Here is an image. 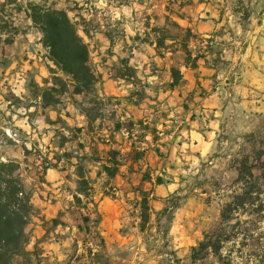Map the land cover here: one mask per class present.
<instances>
[{"label": "rangeland", "instance_id": "1", "mask_svg": "<svg viewBox=\"0 0 264 264\" xmlns=\"http://www.w3.org/2000/svg\"><path fill=\"white\" fill-rule=\"evenodd\" d=\"M31 5L76 24L97 79L89 92L75 94L49 60ZM185 28L203 56L196 70L180 47L156 53L157 35ZM263 54L264 0H0V163L15 160L32 192L29 240L73 237L61 260L26 253L14 264H264V83L250 74L264 76ZM18 120L41 125V146L14 147L32 143ZM110 153L120 163L113 179ZM47 163L58 165L57 186ZM78 174L88 189L80 203ZM215 233L220 252L193 263L192 248L211 247Z\"/></svg>", "mask_w": 264, "mask_h": 264}, {"label": "trees", "instance_id": "2", "mask_svg": "<svg viewBox=\"0 0 264 264\" xmlns=\"http://www.w3.org/2000/svg\"><path fill=\"white\" fill-rule=\"evenodd\" d=\"M31 20L42 35V43L44 48L48 50L49 60L53 62L60 71L68 74L75 83L74 93L79 95L87 93L97 82L95 73L88 64V46L84 43L80 36L76 24L73 23L67 14L61 10H51L38 5L29 7ZM167 20V18H166ZM183 32L182 35L172 36L168 32L156 36V53L160 57H164L160 48L167 47L169 49L180 47L186 57L185 68L196 70L199 61L203 58L199 51L193 56L189 49V43L197 37L190 28L179 29ZM84 34L88 35V31L84 30ZM108 39L109 35H106ZM150 40V36H147ZM111 41V40H110ZM170 41V45L166 42ZM206 42V41H204ZM207 43H212L208 40ZM153 45V43H151ZM174 54V51H170ZM171 79L174 81V86L182 82L180 71L171 68ZM121 78V77H120ZM91 121V120H90ZM118 126V125H117ZM119 128V126H118ZM152 136L153 133H150ZM155 138V136H154ZM115 153L108 155L105 167L106 175L109 179H113L119 172L120 163L116 161ZM54 169L59 171L58 165L47 163L44 170ZM20 167L16 161H8L0 163V264H14V259L19 256H24L27 252L25 247L28 243V225L32 217V192L25 184L21 174ZM264 172V163L261 167ZM238 181L241 182L242 171H238ZM252 177V173H248ZM86 179L82 174H78L76 181L77 190L74 192V199L80 203L77 195L88 197ZM156 184H162L161 179H157ZM234 210V209H233ZM230 207L222 210V219L229 220ZM79 230L81 228L79 227ZM211 247L200 244L198 248H192L191 261L194 263L203 259L200 257L203 251L219 253L221 250L220 237L215 233Z\"/></svg>", "mask_w": 264, "mask_h": 264}, {"label": "crops", "instance_id": "3", "mask_svg": "<svg viewBox=\"0 0 264 264\" xmlns=\"http://www.w3.org/2000/svg\"><path fill=\"white\" fill-rule=\"evenodd\" d=\"M31 56L32 55H30V57ZM32 58H33V56H32ZM34 59H35V61H31L29 68H30L31 72L33 73L32 77L34 78V80L40 81V79H41L40 74L42 73L43 65H41L37 62L36 55L34 56ZM26 62H29V60H27ZM250 74L254 79H256L255 80L256 82L264 83V76H261L258 79L255 78V77H259L258 72H256L255 70L250 72ZM37 122L39 123V120ZM14 126L16 127V130H17L19 135L30 134L29 135L30 137H28V139L31 138L30 140H32L31 141L32 143L27 142V141H17L16 145H14V147L22 148V146H25V148H28V147L32 146L33 148L34 147L36 148L35 142H40V146H41L40 137L42 136L41 130H43V129H41V125H40V127L37 128V127H33V123H32V125L31 124L28 125L25 120H18V122ZM44 128H47V127H44ZM48 128H51V126ZM46 130L44 131L43 135H45L46 133L51 134V132H52L51 129H48L47 132H46ZM47 134L45 136H47ZM42 141L44 142L46 140H42ZM21 154H22V156H24L22 151H21ZM11 160H13V159H11ZM46 174H49V176H50V177H48V179L46 176V180H50L49 178H51V180L49 181V182H51L50 184H53L52 186H55V185L57 186L58 183H56V182L59 180L58 175H57L58 173L57 172L53 173V171L51 169H48V170H46ZM51 198H54L57 200V202H55L54 206H49V208H52V210H53L59 205V202H58L57 196H54ZM47 215H49V214H47ZM38 221H39V219H38ZM38 227L39 226H36L37 229H38ZM67 229L69 232L70 228H67ZM70 232H71V230H70ZM63 233L65 234L66 231H62V234ZM43 234L44 233H40V234L38 233L34 238H31V240H28V243L25 247V251L30 255L31 258H33L35 260H37V258H39V257H40L41 261H43V262L47 261L44 258L51 259V260H56V259L61 260V255H63V252H66L67 249L70 247V239L73 238L72 236H74V234L73 233L69 234L70 236H68V237H72V238H65L64 241L53 242V243H51L49 239L43 238Z\"/></svg>", "mask_w": 264, "mask_h": 264}]
</instances>
